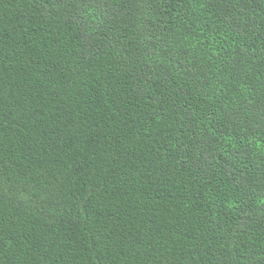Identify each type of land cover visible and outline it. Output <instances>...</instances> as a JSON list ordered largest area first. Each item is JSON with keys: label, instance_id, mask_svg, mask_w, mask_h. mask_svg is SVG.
<instances>
[{"label": "trees", "instance_id": "obj_1", "mask_svg": "<svg viewBox=\"0 0 264 264\" xmlns=\"http://www.w3.org/2000/svg\"><path fill=\"white\" fill-rule=\"evenodd\" d=\"M0 264H264V0H0Z\"/></svg>", "mask_w": 264, "mask_h": 264}]
</instances>
